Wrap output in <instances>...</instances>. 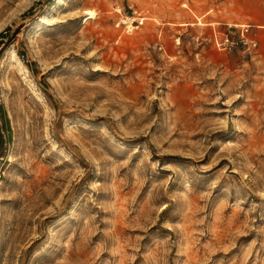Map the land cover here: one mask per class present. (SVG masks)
Masks as SVG:
<instances>
[{"label": "rangeland", "instance_id": "1", "mask_svg": "<svg viewBox=\"0 0 264 264\" xmlns=\"http://www.w3.org/2000/svg\"><path fill=\"white\" fill-rule=\"evenodd\" d=\"M0 33V264H264V0H0Z\"/></svg>", "mask_w": 264, "mask_h": 264}, {"label": "built area", "instance_id": "2", "mask_svg": "<svg viewBox=\"0 0 264 264\" xmlns=\"http://www.w3.org/2000/svg\"><path fill=\"white\" fill-rule=\"evenodd\" d=\"M246 32H247L246 28H242L240 30V42L244 45H250L251 40L248 39ZM231 43L232 41L227 36H225L220 42V44L223 46H226L227 44H231Z\"/></svg>", "mask_w": 264, "mask_h": 264}, {"label": "trees", "instance_id": "3", "mask_svg": "<svg viewBox=\"0 0 264 264\" xmlns=\"http://www.w3.org/2000/svg\"><path fill=\"white\" fill-rule=\"evenodd\" d=\"M5 36H4V34L3 33H0V38H4ZM0 115H1V117H2V119H3V122H4V124H5V129H6V131L9 133V131H10V128H9V125H8V122H7V119H6V117H5V114H4V112H3V108L0 106ZM9 137V136H8ZM2 144H3V137H2V135L0 134V146H2Z\"/></svg>", "mask_w": 264, "mask_h": 264}, {"label": "bare ground", "instance_id": "4", "mask_svg": "<svg viewBox=\"0 0 264 264\" xmlns=\"http://www.w3.org/2000/svg\"><path fill=\"white\" fill-rule=\"evenodd\" d=\"M87 15H89V18L90 19H94L95 20L97 18V12L95 10H93V9H88L87 10ZM128 20H131V18H128ZM199 24H203V23L202 22H199ZM128 27H129V29H131V28L133 29V27L130 24L128 25Z\"/></svg>", "mask_w": 264, "mask_h": 264}]
</instances>
